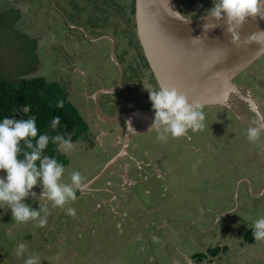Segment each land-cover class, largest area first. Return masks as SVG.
I'll return each mask as SVG.
<instances>
[{"label":"rangeland","instance_id":"1","mask_svg":"<svg viewBox=\"0 0 264 264\" xmlns=\"http://www.w3.org/2000/svg\"><path fill=\"white\" fill-rule=\"evenodd\" d=\"M111 2L112 5L108 0H0V76L17 81L24 76L40 75L45 77L50 89L61 90L65 94L66 101L76 107L89 128L65 153L69 163L65 166L62 180L67 182L74 170L81 173L82 185L95 176L100 180L89 187L81 186L77 193L82 197L77 196L64 208L52 207L49 201L44 227H38V221L32 220L17 223L7 206L0 205V264H24L30 255L35 256L39 264H198L194 255L206 254L209 248L216 246H224L226 251L204 258L199 264H264V241L249 243L243 238L250 229L248 225L258 218L257 215L251 223L235 232L218 228L203 233L191 226L188 220L192 219L187 218L185 213L194 202L193 198H201L200 193L192 190L183 199L177 195L178 199L174 201L164 194V184L169 177L171 179L172 173L180 169L160 170L156 167V155L163 149L172 158L176 149L180 153L183 149L187 152L192 145L201 146L206 128L218 127L221 130L222 126L217 125L219 121H208L205 113L204 127L189 130L183 137L169 136L166 141H160L154 130L131 135L127 147L129 155L126 159L115 160L113 169L123 159L118 174L120 179L132 171L140 180V184L134 185L135 181L128 180L122 185H134L135 192L128 196L137 210L122 200L120 194L106 191L102 195L101 191H97L100 188L111 190V184L118 187V181L121 182L115 181L116 177H105L106 172L98 174L97 167L110 161L112 156L108 151L112 149L114 154L119 146L123 147L125 130L111 131L107 126L114 117L101 116L100 119L107 123H102L107 125L104 126L95 113L102 115L99 107L111 111L109 114L115 117L137 109H151L148 89L155 88L151 74L149 78L144 76L150 72L146 62L143 63L144 70L139 68V74L135 69H138L139 63V41L135 38L134 13L130 10L132 0ZM176 2L181 13L189 16L186 19L190 20L203 17L212 6L211 0ZM81 68L85 70L83 73ZM109 71L113 73L107 75ZM95 75L102 78V81L96 80V86L104 84L111 88L96 91L94 86L90 87ZM117 75L123 76L122 83L115 78ZM248 75H239L236 80L244 92L235 90L233 96L237 98L227 102L231 111H243L247 104L254 105L253 101L244 100L245 96L253 94L252 85L245 83L253 81L246 79ZM106 90L110 91L109 94L103 93ZM91 95L95 108L99 106L96 111L88 97ZM102 96L104 103L99 98ZM119 121L127 126L125 121ZM223 131L226 136L224 147L228 150L227 145L232 143L231 135L228 136L227 130ZM191 171L195 170L191 168ZM3 175L0 170V176ZM179 176L187 180L183 184L182 178H179L178 188L200 187L195 181L188 180L191 177L189 173L181 171ZM37 185L42 192L41 186ZM90 189L94 190L92 194L83 196ZM136 198L142 205L136 202ZM30 200L29 204L37 210L44 204L41 198V201H33L32 195L24 198L26 203ZM158 206L169 216L158 213ZM68 207L76 210L74 216L67 214ZM123 208L128 212L124 213ZM203 208L207 209L205 206L199 209L194 204L190 211L200 213ZM204 213L212 218L211 213ZM19 243L26 245V251L18 257L16 247Z\"/></svg>","mask_w":264,"mask_h":264},{"label":"crops","instance_id":"2","mask_svg":"<svg viewBox=\"0 0 264 264\" xmlns=\"http://www.w3.org/2000/svg\"><path fill=\"white\" fill-rule=\"evenodd\" d=\"M245 74L246 73H241L240 75L245 77ZM247 74L249 75L246 79H253V81L245 83H250L252 85L250 87L253 89V94H250L248 97L245 96L244 100L253 101L252 104L254 105L247 104L243 111L233 109L231 111V109H229L230 107L227 106V102L233 98H237L235 95V97L233 96L234 91H240L241 89V91L244 92V89L242 90V87H240V83L235 81V89L231 92L225 104L201 107L203 108L201 110L208 116V121L212 119L219 121L217 125L222 126L221 130H219L218 127L214 129L211 128V130L206 128L207 130L205 129L203 131L205 133L201 146L192 145L187 149V152L183 149L180 153L179 150L176 149L175 153L178 154L174 153L172 158L169 157L163 149L158 152L160 153L159 155H156V167L160 170L164 169L167 172L169 169L176 167L180 169V171L177 170V174L172 173L170 175L172 177L171 179L170 177L168 178L169 181L167 183H163V190H165L164 194L168 196L171 201L178 199L177 195L180 199H183L185 194H188L192 190L200 193L201 198H193L194 202L190 204V208H193L194 204H196L199 209L201 206H205L207 209L203 208L202 212L200 211L199 213L197 210L193 212L190 211V208L186 206L187 211L185 213L187 218L192 219L188 220L191 226L199 229L203 233L212 232L218 228L221 230H224V228L226 230L230 229V232H235L242 226L251 223V219L256 215L258 217L264 215V213H262L264 212V146L262 147L264 133H262L261 139L256 142H249L246 138L248 126L253 125V122L264 123V53L260 56V60H258L257 63H253V65L249 67ZM143 122L144 117L139 116L134 120V125H139ZM230 128L234 129L230 130ZM223 129L228 131V136L229 134L231 135L230 139L232 143L231 145H227L229 148L228 150L224 147L226 136H224L225 131H223ZM216 142L218 144L213 145ZM127 147L123 148L119 146L114 154L112 153L114 150L111 149L112 151H108L107 149V151L111 153L112 158L110 161H106V163L108 162L107 164L103 163L102 166H98L97 171L99 173L96 172L100 175L106 172L104 174L105 177L108 176L110 179L116 177L117 179L114 178L115 181L121 180V182L118 181L117 183L118 187H114L111 184L109 188L115 194H120L122 200L129 204V196L135 192L132 187L135 184H140V180L132 171H130L128 176L122 175L123 177L121 176L122 179H120L118 174L123 166V159L114 169L113 166L115 165V161H112L113 158L116 160L121 157L126 159L129 155ZM191 168L195 171L192 172ZM181 171H184L185 174L189 173V177L190 175L191 177L188 180L191 182L195 181L196 184H200V187L194 186L188 189L183 187L178 188V184L180 183L179 178H182L183 184L187 180L185 179L186 177L183 178L180 177L181 175L179 176ZM141 176L143 179H146L144 175L141 174ZM96 177L97 176L91 178L83 184L82 187L94 185L99 181ZM125 178H127V180ZM128 180L135 181L134 185H127V183H125L124 186H122L123 182H127ZM110 183H112L111 180ZM38 187L39 186L36 185L30 190V193L35 194L33 196V201L40 200L39 196L41 192H39ZM225 188L228 189L226 192L223 191ZM40 189L42 190V187H40ZM85 192L90 196L93 190L90 189ZM135 200L142 205L139 198ZM30 202L31 200L27 203ZM131 206L133 210H137L134 204H131ZM123 210L124 213L128 212V209L123 208ZM203 211L208 214L211 213L212 218L210 219ZM147 212L149 213V209ZM157 212L169 216L165 210L160 209V206H158ZM158 226L161 225L158 224ZM199 263L201 262H198V264Z\"/></svg>","mask_w":264,"mask_h":264},{"label":"clouds","instance_id":"3","mask_svg":"<svg viewBox=\"0 0 264 264\" xmlns=\"http://www.w3.org/2000/svg\"><path fill=\"white\" fill-rule=\"evenodd\" d=\"M211 2L212 6L202 18L206 21L209 18L213 21H223L226 33L233 43L241 40L240 29L247 18H255L258 15L264 17V0H211ZM168 10L174 13L172 16L177 20L190 21V18L185 19L189 16L172 11L169 7ZM215 26L208 27L207 23L204 24L205 29ZM251 37H258L259 40L256 42L264 41V31L252 33L249 35V38ZM243 73L247 74L248 70ZM148 90L154 110L151 129L157 133L158 140L166 141L169 136L183 137L189 130L196 131L204 127L205 114L200 105L190 103L188 97L176 87H156ZM57 107H63L62 100L58 101ZM23 111L27 113L30 109L25 108ZM59 124L60 117L54 116L51 120L52 129L55 130ZM126 125L129 133H135L130 121L126 122ZM262 133L264 123L253 122V125L247 127L246 138L249 142H256L261 139ZM50 141L64 153L73 148L70 135L60 133L54 136L46 133L38 135L35 115L27 119H16L13 116L0 118V170L4 172V175L0 176V205L7 206L12 219L17 223L32 220L38 221V227H44L47 224L49 201L52 207L64 208L66 203L77 199L76 193L82 186L83 177L78 170H74L67 182L62 180L65 166L56 157L43 154ZM37 184L42 187L39 197L44 201L39 210L24 202L25 197L35 195L30 193V190ZM66 212L70 216L76 214L72 207H68ZM248 226L252 230L254 240L264 241V216L254 219ZM25 251L26 245L19 243L16 255L23 256ZM24 264H39V261L30 255L24 260Z\"/></svg>","mask_w":264,"mask_h":264},{"label":"water","instance_id":"4","mask_svg":"<svg viewBox=\"0 0 264 264\" xmlns=\"http://www.w3.org/2000/svg\"><path fill=\"white\" fill-rule=\"evenodd\" d=\"M168 7L181 13L176 0H168V6L167 0H135L137 36L158 86L176 87L190 103L200 107L225 104L238 76L264 53V41L249 38L252 33L264 31V17L247 18L240 29L241 40L233 43L223 21H206L202 17L180 21ZM205 23L216 26L205 29ZM139 116L144 117V122L134 125ZM153 116L152 108L137 109L112 120L130 121L138 133L152 130ZM133 134L126 126L123 148ZM97 191L102 195L112 192L102 188Z\"/></svg>","mask_w":264,"mask_h":264},{"label":"trees","instance_id":"5","mask_svg":"<svg viewBox=\"0 0 264 264\" xmlns=\"http://www.w3.org/2000/svg\"><path fill=\"white\" fill-rule=\"evenodd\" d=\"M130 10L134 12V0L131 2ZM61 100L63 107H57L58 101ZM25 108H29L30 111L25 113L23 111ZM32 115L36 117L38 135L46 133L54 136L60 133L65 136L70 135L72 141L75 142L81 133L89 128L88 123L79 114L76 107L66 101L65 94L61 90L56 92L54 88L48 87L45 77L40 75L24 76L17 81H11L0 76V118L13 116L16 119H27ZM54 116L60 117V124L55 130L51 127V120ZM43 154L56 157L64 166L69 163L67 155L62 150H58L57 145L51 141ZM76 195L82 197L78 193ZM244 239L249 243L256 242L252 238L251 228L244 233ZM224 251H226L224 246L222 248L216 246L209 248L206 254L196 253L194 257L197 262H201L204 258L217 256Z\"/></svg>","mask_w":264,"mask_h":264},{"label":"flooded vegetation","instance_id":"6","mask_svg":"<svg viewBox=\"0 0 264 264\" xmlns=\"http://www.w3.org/2000/svg\"><path fill=\"white\" fill-rule=\"evenodd\" d=\"M109 2H110V0H108ZM110 4L112 5V3L110 2ZM115 4V3H114ZM134 20H135V0H134ZM90 24V23H89ZM134 24H135V36H136V38H137V40H139L138 39V36H137V32H136V23H135V21H134ZM91 40H93L94 38H90ZM142 47H141V44H140V41H139V45H137V52H139L138 53V55H137V58L139 59L138 60V69L137 68H135L136 69V71H138V74L141 72V70L139 69L140 67H142V70H144L143 68H144V64L143 63H145L146 62V66H147V68H149V73L148 74H146V75H144V76H146V77H148V75L149 74H151V76H152V79H153V82L155 83V88L156 87H159L158 86V83H157V81H156V79H155V77H154V75H153V72L151 71V69H150V67L148 66V63H147V61H146V59H145V56H144V53H143V50L141 49ZM142 50V52H140ZM137 60V59H136ZM140 62H142L141 64H140ZM80 71L83 73L85 70H84V68H81L80 69ZM144 72V71H143ZM142 72V73H143ZM110 73H113V72H108L107 73V75L108 74H110ZM144 74V73H143ZM142 74V75H143ZM142 75H140V76H142ZM118 76V75H117ZM115 77L116 79H117V81H121V83H122V79H123V76H118V77ZM144 76H143V78H144ZM149 78V77H148ZM116 79H114V80H116ZM96 80H99V81H102V78L101 77H98V76H94L93 77V81H92V83L90 84V87H95L94 88V90L96 89V91L97 90H99V89H110L111 87L110 86H107V85H104L103 83H101V85L102 86H96ZM104 80V79H103ZM117 81H115V84H116V82ZM108 92H110L109 90H106V91H103V93H107V94H109ZM102 93V94H103ZM88 97H90L89 99H91L90 101H91V103L93 104V107H94V110L96 111L97 109H98V105H97V108H95V103H94V100H93V97H92V95L91 96H88ZM101 100H102V103H104V101H105V99H104V97L102 96V97H99ZM98 98V99H99ZM94 99H95V97H94ZM96 100V99H95ZM97 101V100H96ZM99 109L101 110V112H102V115H100V113L99 112H96L95 113V117L99 120V123H104V124H107L106 122H104V119L103 120H101L100 119V117L101 116H105V117H114L115 118V116H113V115H110L109 113L111 112V111H109V110H107L106 108H100L99 107ZM107 119V118H106ZM104 124H102V125H104ZM109 125L107 126V125H104V126H107L111 131H114V129L115 130H125V126H124V123H122V121H119V120H113V122L112 123H108ZM107 133H108V135H110L111 133L109 132V130L107 129ZM116 138H118V136L116 137ZM120 142V141H119Z\"/></svg>","mask_w":264,"mask_h":264}]
</instances>
